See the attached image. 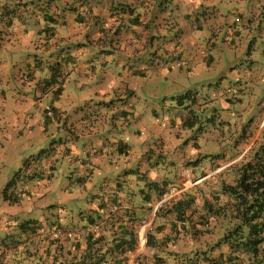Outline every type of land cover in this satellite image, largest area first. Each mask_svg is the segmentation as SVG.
I'll return each instance as SVG.
<instances>
[{"label": "rangeland", "instance_id": "rangeland-1", "mask_svg": "<svg viewBox=\"0 0 264 264\" xmlns=\"http://www.w3.org/2000/svg\"><path fill=\"white\" fill-rule=\"evenodd\" d=\"M153 2L131 0L143 13L150 10ZM177 5L179 12L188 11L185 0ZM15 6L22 13V6ZM214 8L219 14L207 21L212 26L209 38L207 32L203 36L201 33L207 38L200 39L199 43H186L179 55L158 48L144 55L147 58H142L141 63L145 79L136 78L133 93L119 96L111 91L102 98L94 87L80 88L79 79L71 75L72 82L67 80L65 84L66 93L72 96L71 103L66 102L72 105L65 113L66 121L74 127L80 118L91 123L92 144L86 138L79 139V153L68 154V157L56 154L57 159L63 156L59 161H55L54 152L55 173L43 191L27 189V178H23L17 181L9 201L0 199V242L12 236L19 242L11 248L0 243V264H37L34 263L37 256L42 258L39 263L50 264L44 252L47 244L53 240L65 244L69 234L71 240H81L80 250H83L87 234L98 237L120 217L132 220L137 237L135 250L125 255L126 264H156L154 259L160 257L167 258L164 264H173L170 256L191 250L193 231L171 234L173 217L160 219L166 210L163 204L169 190L174 187L181 191L179 194L193 195V206L202 211L204 199L211 200L213 194L220 196L223 202L226 200L221 185L234 183L240 163L256 153L264 154V0H222ZM157 13H163L159 24L162 27L166 9ZM194 20V17L189 22L187 18L181 20V29L188 32V37L198 33L190 29ZM198 21L205 26L202 17ZM71 26L70 36L75 30L74 25ZM25 31L18 26L7 33L1 32L0 47L4 44L5 50H11L10 47L28 50L15 62L12 75L19 79L17 91L23 98L22 103H27L29 97L39 103L42 95L38 90L43 88L42 66L39 65L45 61L41 62L44 56L36 51L43 48L44 40L35 35L27 36ZM90 32L75 38L67 35L61 56L80 62L91 59L99 66L98 59L104 53L98 54L96 59L92 56L99 42L91 40ZM155 51L157 56H154ZM7 63L0 58V66ZM176 64H180V68ZM65 66V75L73 71L71 65ZM44 116L45 111H41L37 119L40 121ZM2 135L0 126V147L4 143ZM66 135L69 136L68 131ZM60 137L51 142L57 149L61 147ZM34 140H16L19 143L15 147L6 148L0 158V196L21 163L33 156L28 153L38 149L33 146ZM94 151L102 156L101 161L96 160ZM90 163L99 170L94 171ZM180 164L195 174L189 178L184 171H178ZM82 165H88L87 169L95 172L92 180ZM107 165L113 166L115 171L107 169ZM152 169L158 171L156 179L151 176ZM80 171L89 185H76L74 175ZM149 183H158V189H149ZM51 205L54 207L50 210ZM51 211H58L56 217L60 219L61 229L43 225L37 233L28 231L17 236L16 222L50 218ZM93 213L101 216L96 225L88 226L79 221ZM103 234L106 233L103 231ZM151 237L156 242L155 247L147 244ZM212 240L211 235H205L195 246L209 249ZM50 246L52 250L57 249L56 245ZM35 248L38 252H32V259L27 251Z\"/></svg>", "mask_w": 264, "mask_h": 264}, {"label": "trees", "instance_id": "trees-1", "mask_svg": "<svg viewBox=\"0 0 264 264\" xmlns=\"http://www.w3.org/2000/svg\"><path fill=\"white\" fill-rule=\"evenodd\" d=\"M167 1L160 0V3L163 6ZM64 2V0H0V33L11 31L14 25L20 26L26 30L24 34L27 33V36L30 35V31H33L32 35L42 38L44 40L43 47H45L48 39L52 38L60 29V23L64 24L66 19L63 15L58 17L57 14L53 13L54 9L63 8L67 12L66 14L75 15L74 12L77 7L74 4H76V1L67 0L65 4ZM109 2L106 0L104 3L109 4ZM99 3H102V1ZM113 3L115 6L110 7L111 16H118L127 12L135 13L138 10L134 5H130L127 0ZM16 4L22 6V13L18 12ZM139 16H141V13L132 18L133 27L139 25L136 21ZM75 18L81 20L83 17L78 14ZM76 23L80 22L76 21ZM145 26L148 27V23ZM154 36L153 34L148 35V45H151L152 39H155ZM42 49L36 51L40 53V56H44L41 62L45 61V63L39 66L44 67L47 65L52 71L57 73L62 71V74H64L65 65H71L73 60L61 56V60L58 62L48 64L47 48L44 51ZM17 51L10 50L11 53H20L23 56L28 52V50L23 51L19 48H17ZM32 54L35 55L36 53L33 51ZM144 75H146L145 71ZM55 115L53 110H45L44 122L48 118L55 117ZM55 150L56 147L51 144L39 150L36 155L25 159L13 177L2 188L0 199L5 202L9 201L11 199L10 193H13L17 181L23 178H27V184L43 179L45 177L44 168L49 162H52ZM87 175L91 174L88 173ZM82 176L75 175L76 183H80L79 185L84 184L85 175ZM148 185L151 190L159 187L158 183H149ZM27 189H29L28 186ZM221 192L226 200L223 202L220 196L213 194L211 200L204 199L202 211L193 206L195 198L191 194H178L165 200L166 204L164 203L163 206L165 205L166 210L160 216V219L163 220L167 216L173 217L170 233L184 235L190 231L189 229L193 231L191 250L187 254L180 255L177 253L176 256H170L173 257V264H264V154L258 155L256 153L250 160L240 163L234 183H223ZM162 194L160 191V195ZM168 205L170 206L167 207ZM53 207L52 205L49 206L50 210ZM198 212L200 213L194 214ZM57 213L58 211H51L49 214L52 217H43V221L30 219L17 224V236L28 231L37 233L38 228L40 229L43 225L48 226L50 229H61L60 219L58 220V217H56ZM100 217L99 214L95 215V213L93 215L86 214L85 218L82 219L81 217L79 221L81 223L84 221L88 226H92L97 224V219ZM131 221L129 218L124 220L120 217L109 224V230H103L106 233L105 235L103 231L98 237H95L94 234H87L84 239L85 247L83 250H80L81 240H71L69 234L65 244H57V241L53 240L50 242L51 244L46 245L45 257L48 262L50 261V264H126L125 255L133 252L137 243ZM205 235L213 237V240L209 243V249L196 248L195 243ZM14 237L2 239L1 245L11 248L19 244ZM147 244L152 247L156 246V242L152 237L148 238ZM50 245H56L57 249L52 250ZM215 250H217L216 254L213 253ZM32 252L37 254L38 248L27 251L33 259ZM40 260L42 258L37 256L34 263L41 264L39 263ZM154 260L156 264H164L167 258L160 257Z\"/></svg>", "mask_w": 264, "mask_h": 264}, {"label": "crops", "instance_id": "crops-1", "mask_svg": "<svg viewBox=\"0 0 264 264\" xmlns=\"http://www.w3.org/2000/svg\"><path fill=\"white\" fill-rule=\"evenodd\" d=\"M64 1L66 2L67 0ZM75 1L76 4L74 6L77 7L74 12L75 15H71L70 13L66 14L67 12L63 8L54 9L53 13L57 14L58 17H61V15L66 17L65 23H60V29L52 38L48 39L47 46L43 47L42 51L47 48L46 55L48 56V64L58 62L61 60L62 47H66L67 35L70 38H75L77 35L81 36L89 30L91 31V40L99 42L96 45L98 49L92 53V56L96 59L98 54L101 55V53H104L100 59L97 58L100 60L99 66L97 62H93L91 59H86L81 62L73 60L71 61L73 71L65 75L62 74V71H58L57 73L45 65L42 67V80H40L43 83V88L41 91L38 90V93L42 95V98L38 100L39 103H34L31 97L27 99V103H22L23 98L21 99L17 91L20 85L19 79L14 78L15 75H12V72H14L13 67L15 62L20 60V57H23V55L20 53L14 54L10 50H5L6 45L3 44L0 48V58H4L8 63L0 66V126L3 127V135L1 137L4 142L0 147V158L4 156L8 146L15 147L20 140L25 139L34 140L38 138L33 143V146H37L38 149L33 150V153H28L30 154L29 156H32L38 150L45 148L44 146L54 144L51 142H55V139L60 135L59 143L61 147L55 150V161L61 160L63 156L68 157V154L79 153L77 151L79 149V139L86 138L92 144L90 140L93 137L94 129L91 123L88 121L84 122L80 118L81 120H78L76 127H74L70 126L66 121L65 113L67 112V108L72 106L66 102L71 103L72 96L66 93L65 84L67 80L72 82V79H70L71 75H74L81 81L80 84L78 80V86L80 88H83V86L94 87L93 90L102 98L107 92L111 91L116 92L119 96L121 94L133 93L136 90V86L134 85L136 78L145 77L141 59L147 58L148 51L158 48L159 50H168L175 55H179L184 50L186 43H199L200 39L207 38L202 37L204 32L208 33L209 38L212 26L207 21L212 20L213 16L217 17L219 13L215 10L214 5L222 0H185L188 7V11L186 12H179L180 9L177 4L180 0H168L163 6L160 0H154L150 10L146 9L144 11L145 13L142 12L141 7H137L138 10L135 13L127 12L118 16L110 15V7L115 6L113 2H122V0H107V2L110 1L109 4L104 3L106 0ZM100 1L102 3H99ZM127 1L130 5L132 4L131 0ZM164 9H166L167 16H165L164 26L160 27L159 24H161V15L163 13L160 14L157 11H164ZM214 12L216 13L213 15ZM138 13H141V16L136 20L139 25L133 27L134 23L132 24V18ZM78 14L83 17L81 20L75 18ZM192 17L195 20L190 23V29L191 31H198V33H192L193 37H188V32L181 29V20L187 18L189 22ZM200 17L205 20V26L199 23L198 20ZM76 21L80 23H76ZM146 23H148V27L145 26ZM71 24L74 25L73 28L75 30L72 31L73 35L70 36L68 30L72 28ZM130 26L132 27L130 28ZM16 28L17 26H12V29ZM33 33V31H30L31 36ZM201 33L202 36L200 35ZM150 34L155 35V39H152L151 45H148L147 39ZM10 49L18 52L17 48L10 47ZM84 53L87 54L88 51L85 50ZM145 54L146 56L144 57ZM154 56H157V51H155ZM136 61L138 62L135 63ZM208 61L209 64L212 63L210 58ZM109 62L111 63L110 65ZM135 64L139 67H134L136 66ZM176 67L180 68V64H176ZM118 84L119 87L117 88ZM47 109L53 110L56 114L55 117L48 118L45 122L42 118L39 121L37 117L40 112ZM31 112L38 115L28 114ZM67 131L69 136L66 135ZM95 145H97L96 142ZM54 147L56 146L54 145ZM119 150L120 147L117 148V151ZM93 153L94 155L96 154L95 151ZM56 154H62L63 156L59 157L58 160ZM96 156V160L101 161L100 158L102 156H98L97 154ZM62 162L65 161L62 160ZM90 164L94 171L97 172L99 170L95 164ZM87 166L82 165V169L86 173L91 174L90 179L92 180L95 172L87 169ZM55 169L56 163L53 164L52 158V162H49L44 168L45 177L40 181H32L28 184V187L35 191H43L45 186L52 182ZM60 169L61 165H59L58 171ZM107 169L112 172L115 171L113 166L107 165ZM109 170L108 173L110 172ZM178 171H184L189 178L195 174L193 170L190 171L183 168L182 164H180ZM81 173L83 172H77L76 175L80 176ZM157 174L158 171H153L151 176L156 179ZM85 182L82 185H89L87 180ZM79 184L76 183L78 186ZM127 208L131 209L129 206ZM38 220L43 221L44 218ZM19 223L21 222H16L15 225Z\"/></svg>", "mask_w": 264, "mask_h": 264}, {"label": "built area", "instance_id": "built-area-1", "mask_svg": "<svg viewBox=\"0 0 264 264\" xmlns=\"http://www.w3.org/2000/svg\"><path fill=\"white\" fill-rule=\"evenodd\" d=\"M181 191L176 189H170L169 192L165 196V200H168L174 196H177Z\"/></svg>", "mask_w": 264, "mask_h": 264}, {"label": "bare ground", "instance_id": "bare-ground-1", "mask_svg": "<svg viewBox=\"0 0 264 264\" xmlns=\"http://www.w3.org/2000/svg\"><path fill=\"white\" fill-rule=\"evenodd\" d=\"M141 239H143V236L141 237Z\"/></svg>", "mask_w": 264, "mask_h": 264}]
</instances>
